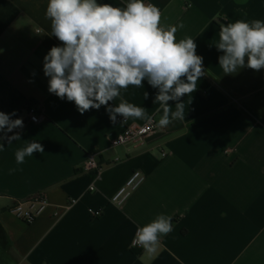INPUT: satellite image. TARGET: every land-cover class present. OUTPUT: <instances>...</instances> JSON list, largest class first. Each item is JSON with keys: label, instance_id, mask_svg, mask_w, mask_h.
Here are the masks:
<instances>
[{"label": "crops", "instance_id": "crops-1", "mask_svg": "<svg viewBox=\"0 0 264 264\" xmlns=\"http://www.w3.org/2000/svg\"><path fill=\"white\" fill-rule=\"evenodd\" d=\"M144 2L158 6L162 26L184 23L176 35L194 38L207 75L183 98L185 120L159 127L135 148L112 146L124 126L111 123L104 106L80 114L47 91L43 57L61 43L45 19L48 0H0V110L24 121L14 130L21 141H4L0 151V264H264V69L223 75L213 46L225 16L264 20V0ZM142 83L129 85L124 98L158 123L157 89ZM30 103L45 121L29 122ZM26 140L44 152L17 165L15 151ZM90 158L100 168L96 179L84 168ZM136 171L145 182L114 204ZM37 193L47 194L50 207L27 225L10 209ZM161 213L173 217V231L154 251L132 249L136 229Z\"/></svg>", "mask_w": 264, "mask_h": 264}, {"label": "clouds", "instance_id": "clouds-1", "mask_svg": "<svg viewBox=\"0 0 264 264\" xmlns=\"http://www.w3.org/2000/svg\"><path fill=\"white\" fill-rule=\"evenodd\" d=\"M45 19L50 21V35L61 42L43 57L50 94L73 102L80 114L104 106L113 124L118 123V116L123 117L122 122L129 118L151 121L146 108L129 103L123 95L129 85L144 88L142 81H147L157 89L154 103L162 109L158 126L185 120L183 98L198 88L207 70L194 38L177 37L185 27L183 22L162 26L161 11L144 0H127L123 6L98 4L97 0H48ZM224 20L227 23L219 24V39L213 45L221 53L218 66L223 75L244 68L264 69V20L233 22L226 16ZM116 100L118 105L113 103ZM170 101L175 102L174 108ZM15 116V111L0 110V151L5 148L4 141H21L14 130L23 129L24 121L22 117L13 119ZM23 142L15 151L17 165L44 152L39 142ZM17 170L10 169L9 174ZM172 231L173 217L157 214L136 229L133 246L154 251L159 239Z\"/></svg>", "mask_w": 264, "mask_h": 264}, {"label": "built area", "instance_id": "built-area-1", "mask_svg": "<svg viewBox=\"0 0 264 264\" xmlns=\"http://www.w3.org/2000/svg\"><path fill=\"white\" fill-rule=\"evenodd\" d=\"M148 4L154 5L153 3H146V5ZM28 111L30 123L40 124L46 120L44 113L40 111L36 105L28 107ZM33 117H35V120H33ZM129 119L122 122L123 117H117V125L124 126V130L112 139L113 147H141L159 133L160 128L155 117H153L151 121H146L143 125L129 123ZM162 156L166 157L165 153H163ZM84 168L86 171H95V179L100 177V168L96 159L90 158V160H88V162L84 165ZM145 180V174L140 171L134 172L133 175H131L126 181L125 185L112 197L111 201L116 205L123 204L131 196L132 192L137 190L145 182ZM95 189V185L92 184L90 191L93 192ZM46 195L47 194L45 193H37L25 199L18 200L10 209V212H12L16 218L18 217V219L23 223L31 225L38 217L47 212L50 207V203ZM73 204H75V201H72L69 206H72ZM68 208L69 207H67V209ZM131 248L139 251L144 250L141 247H134L133 242L131 244Z\"/></svg>", "mask_w": 264, "mask_h": 264}, {"label": "trees", "instance_id": "trees-1", "mask_svg": "<svg viewBox=\"0 0 264 264\" xmlns=\"http://www.w3.org/2000/svg\"><path fill=\"white\" fill-rule=\"evenodd\" d=\"M32 105H35V104L30 103L28 106L30 107V106H32Z\"/></svg>", "mask_w": 264, "mask_h": 264}]
</instances>
